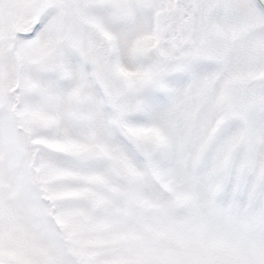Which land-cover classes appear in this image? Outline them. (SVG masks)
Returning <instances> with one entry per match:
<instances>
[{
    "label": "snow or ice",
    "instance_id": "snow-or-ice-1",
    "mask_svg": "<svg viewBox=\"0 0 264 264\" xmlns=\"http://www.w3.org/2000/svg\"><path fill=\"white\" fill-rule=\"evenodd\" d=\"M0 264H264V0H0Z\"/></svg>",
    "mask_w": 264,
    "mask_h": 264
}]
</instances>
